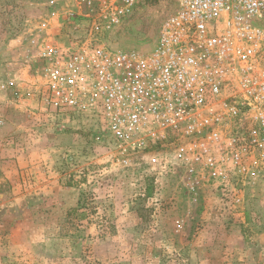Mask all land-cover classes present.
Segmentation results:
<instances>
[{
    "label": "rangeland",
    "instance_id": "obj_1",
    "mask_svg": "<svg viewBox=\"0 0 264 264\" xmlns=\"http://www.w3.org/2000/svg\"><path fill=\"white\" fill-rule=\"evenodd\" d=\"M75 7L0 0V264H264V171L219 186L198 162L187 172L192 154L177 137L122 157L95 119L43 105L30 42L86 36L90 18L62 30V8ZM172 9L145 0L92 33L147 54Z\"/></svg>",
    "mask_w": 264,
    "mask_h": 264
},
{
    "label": "built area",
    "instance_id": "obj_2",
    "mask_svg": "<svg viewBox=\"0 0 264 264\" xmlns=\"http://www.w3.org/2000/svg\"><path fill=\"white\" fill-rule=\"evenodd\" d=\"M73 1L62 30L77 34L78 19L90 18L86 36L30 42L47 109L95 119L122 157L177 137L192 154L187 172L198 162L219 186L264 171V0H170L147 54L110 49L92 33L145 0Z\"/></svg>",
    "mask_w": 264,
    "mask_h": 264
}]
</instances>
